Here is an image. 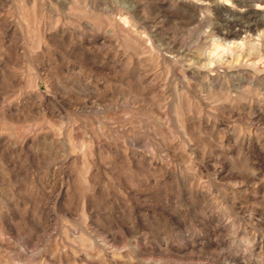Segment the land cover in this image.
<instances>
[{"label":"rangeland","instance_id":"374dc122","mask_svg":"<svg viewBox=\"0 0 264 264\" xmlns=\"http://www.w3.org/2000/svg\"><path fill=\"white\" fill-rule=\"evenodd\" d=\"M0 264H264V0H0Z\"/></svg>","mask_w":264,"mask_h":264},{"label":"bare ground","instance_id":"6f19581e","mask_svg":"<svg viewBox=\"0 0 264 264\" xmlns=\"http://www.w3.org/2000/svg\"><path fill=\"white\" fill-rule=\"evenodd\" d=\"M253 5H254V4H253ZM235 24H236V25H239V27H238V28H239L238 32L243 31L244 29H247V27H248V26H247L248 24H247V25H244V24H241L240 22H235ZM210 62H211V61H210ZM213 77H214V76H213Z\"/></svg>","mask_w":264,"mask_h":264}]
</instances>
